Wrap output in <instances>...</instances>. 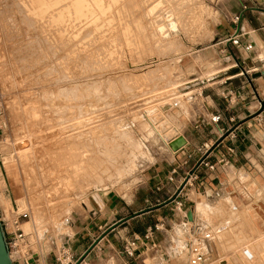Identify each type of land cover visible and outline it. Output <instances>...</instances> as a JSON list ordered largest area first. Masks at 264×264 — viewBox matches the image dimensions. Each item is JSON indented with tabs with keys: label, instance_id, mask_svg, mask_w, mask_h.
Returning a JSON list of instances; mask_svg holds the SVG:
<instances>
[{
	"label": "rangeland",
	"instance_id": "obj_1",
	"mask_svg": "<svg viewBox=\"0 0 264 264\" xmlns=\"http://www.w3.org/2000/svg\"><path fill=\"white\" fill-rule=\"evenodd\" d=\"M74 1L0 0V216L28 207L21 227L52 263L90 196L145 204L147 168L172 158L201 86L224 66L214 44L225 0ZM190 196L153 234L165 248L140 264H186L196 224L212 238L205 262L264 264L247 214Z\"/></svg>",
	"mask_w": 264,
	"mask_h": 264
},
{
	"label": "crops",
	"instance_id": "obj_2",
	"mask_svg": "<svg viewBox=\"0 0 264 264\" xmlns=\"http://www.w3.org/2000/svg\"><path fill=\"white\" fill-rule=\"evenodd\" d=\"M258 5L257 0H225L222 20L216 10L214 45L224 66L216 72L215 80L201 86L200 109L184 124L172 158L147 168L142 207L118 194L102 192L90 196L88 204L75 211L71 233L62 243L72 262L109 226L118 223L79 264H140L143 255L165 248L162 242L153 236L157 247L148 250V242L139 241L135 257H128L123 252L125 240L143 234L154 224L165 226L170 217L179 214L183 201L195 203L191 193L205 201L224 202L233 210L240 209L256 232L264 233V60L257 54V42L264 43V9ZM236 14L240 17L232 22ZM235 33L241 46L252 44L249 52L225 41ZM215 114L219 119L212 122L210 116ZM193 169L184 186L188 190L182 187L177 193ZM181 193L182 201L178 200ZM195 218L192 212L191 222ZM194 226L199 229L197 224ZM183 254L187 264V243ZM169 257L162 253L164 261ZM43 262L57 264L47 256Z\"/></svg>",
	"mask_w": 264,
	"mask_h": 264
},
{
	"label": "built area",
	"instance_id": "obj_3",
	"mask_svg": "<svg viewBox=\"0 0 264 264\" xmlns=\"http://www.w3.org/2000/svg\"><path fill=\"white\" fill-rule=\"evenodd\" d=\"M240 16L237 14L232 17V22H237ZM225 41H229L235 48L241 46L238 34L235 33L233 36L228 37ZM242 51L247 53L252 49V44L247 43L241 46ZM219 115L215 114L210 116L212 122H217ZM205 147L209 148L208 144ZM194 171V169H193ZM193 174V172H192ZM192 174L186 175L183 180L184 186L191 178ZM183 186V187H184ZM30 218V211L28 207H17L15 206L13 217L9 221L0 216V221L5 234V239L8 246L9 257L12 264H42L43 259L41 252L37 250V242L34 240L32 234L26 232L21 224L28 221ZM24 220L23 223L21 221ZM162 224H154L148 227L145 232L141 235L134 234L124 242L123 252L128 257H135V251L138 247L139 241L148 242L145 249H154L157 245L153 241V234L155 231L161 229ZM211 239L209 232H204L194 226L193 231L189 234L187 240V264H209L205 262V255L207 251V242ZM247 257L250 254L245 251ZM57 264H73L71 256L69 255L68 249L60 247L55 256Z\"/></svg>",
	"mask_w": 264,
	"mask_h": 264
},
{
	"label": "water",
	"instance_id": "obj_4",
	"mask_svg": "<svg viewBox=\"0 0 264 264\" xmlns=\"http://www.w3.org/2000/svg\"><path fill=\"white\" fill-rule=\"evenodd\" d=\"M264 71H261V74H263ZM264 104V103H263ZM262 104V105H263ZM261 111V109L258 111V113ZM193 170H190L188 172V175L192 174ZM184 186V182H182L177 190V193L180 191V189ZM176 195V194H175ZM175 196H173L174 198ZM172 198V199H173ZM186 217L188 220L192 219V212L191 210H188L186 213ZM122 221V220H121ZM118 223H114L111 226H109L103 233L101 236L97 237L95 240H93L91 242V244L88 246V248L75 260V262L73 264H79L84 257L87 255L88 251L100 240V238L102 236H104L105 234H107L111 229H113ZM0 264H12V261L9 257V252H8V246H7V242L5 239V234L3 231V227L0 221Z\"/></svg>",
	"mask_w": 264,
	"mask_h": 264
},
{
	"label": "bare ground",
	"instance_id": "obj_5",
	"mask_svg": "<svg viewBox=\"0 0 264 264\" xmlns=\"http://www.w3.org/2000/svg\"><path fill=\"white\" fill-rule=\"evenodd\" d=\"M35 1H37V0H35ZM77 2L78 1H80V0H76ZM75 2V1H74ZM77 2H75V3H77ZM75 3H73V4H75ZM79 5H81L80 3H79ZM77 6H78V3H77ZM79 8H81V6H78ZM74 9H75V6H74ZM78 13L80 12V11H78L77 9H75ZM81 10V9H80ZM168 19V18H167ZM170 25H172V27L174 26V23L173 22H171V24ZM138 27H140V26H138ZM160 28H161V26H159ZM159 28V29H160ZM164 34V33H163ZM164 108V107H163ZM163 111V110H162ZM175 128V127H174ZM169 133H171V132H169ZM159 135V134H158ZM166 136V135H165ZM171 136V135H170ZM165 139V138H164ZM180 139V138H179ZM175 140V139H174ZM173 140V141H174ZM178 140V139H177ZM161 141V140H160ZM87 142V141H86ZM176 142V141H175ZM176 144V143H175ZM24 149V148H23ZM22 151V150H21ZM19 157V156H18ZM73 158V157H72ZM7 168V167H6ZM5 170V169H4ZM6 172H8V171H6ZM9 174V173H8ZM18 198V197H17ZM20 205V204H19ZM192 220V219H191ZM191 220H188V221H191Z\"/></svg>",
	"mask_w": 264,
	"mask_h": 264
}]
</instances>
